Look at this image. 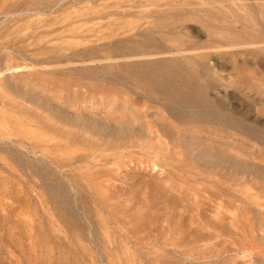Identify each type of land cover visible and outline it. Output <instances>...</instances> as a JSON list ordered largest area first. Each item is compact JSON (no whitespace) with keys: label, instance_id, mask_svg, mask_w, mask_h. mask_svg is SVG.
<instances>
[{"label":"rangeland","instance_id":"374dc122","mask_svg":"<svg viewBox=\"0 0 264 264\" xmlns=\"http://www.w3.org/2000/svg\"><path fill=\"white\" fill-rule=\"evenodd\" d=\"M0 264H264V0H0Z\"/></svg>","mask_w":264,"mask_h":264}]
</instances>
